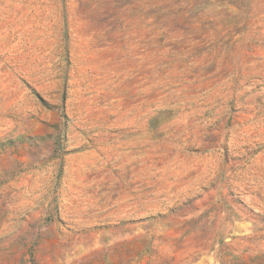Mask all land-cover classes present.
<instances>
[{
	"label": "rangeland",
	"instance_id": "374dc122",
	"mask_svg": "<svg viewBox=\"0 0 264 264\" xmlns=\"http://www.w3.org/2000/svg\"><path fill=\"white\" fill-rule=\"evenodd\" d=\"M0 264H264V0H0Z\"/></svg>",
	"mask_w": 264,
	"mask_h": 264
}]
</instances>
